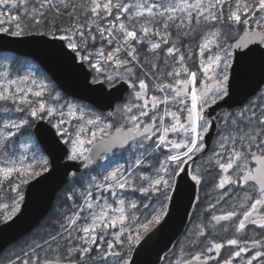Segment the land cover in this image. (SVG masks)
Returning <instances> with one entry per match:
<instances>
[{
    "label": "snow or ice",
    "instance_id": "6c2138e0",
    "mask_svg": "<svg viewBox=\"0 0 264 264\" xmlns=\"http://www.w3.org/2000/svg\"><path fill=\"white\" fill-rule=\"evenodd\" d=\"M0 35L48 38L87 66L111 109L93 111L31 71L0 65L5 221L51 168L34 130L46 124L67 160L106 161L65 197L62 221L7 264H130L182 177L220 191L169 264H264V90L236 111L213 108L231 96L236 52L264 45V0H0ZM117 149L130 153L125 163Z\"/></svg>",
    "mask_w": 264,
    "mask_h": 264
},
{
    "label": "water",
    "instance_id": "95a60500",
    "mask_svg": "<svg viewBox=\"0 0 264 264\" xmlns=\"http://www.w3.org/2000/svg\"><path fill=\"white\" fill-rule=\"evenodd\" d=\"M44 40L39 36L13 38L0 35V51H11L30 57L42 67L64 94L85 101L97 109L109 110L108 100L96 90L97 86L90 83L91 75L88 74L90 70L87 66L81 67L79 61H73L71 55L65 54L66 50L45 43ZM263 83L264 45L253 46L251 51H246L245 54L236 52L234 67L230 70L231 96L219 107L213 106L215 113L231 112L254 94ZM46 128L45 124V127L34 132L41 149L49 157L51 168L25 188V200L17 216L12 220L0 222V252L32 230L48 213L56 193L64 186L71 172L77 173L86 168L82 161L67 160L61 148L53 145ZM214 134L215 131L212 136ZM196 192L197 185H194L189 177H182L180 190L170 205L169 214L135 246L130 264L161 263L164 255L186 227Z\"/></svg>",
    "mask_w": 264,
    "mask_h": 264
},
{
    "label": "trees",
    "instance_id": "16d2710c",
    "mask_svg": "<svg viewBox=\"0 0 264 264\" xmlns=\"http://www.w3.org/2000/svg\"><path fill=\"white\" fill-rule=\"evenodd\" d=\"M16 59H21V61H28L26 58L15 57ZM18 69V68H17ZM49 78V77H48ZM50 79V78H49ZM57 89V87H56ZM89 170H84L76 174H72L67 183L63 186V188L58 191L54 197L52 207L50 211L46 214V216L41 220L37 227H35L31 232L17 240L13 245H21L24 246L25 243L21 244L23 241L36 239L40 236H44L47 232L52 231L57 225V221H62V216L66 215L68 210L71 208L72 201L66 200V196L71 193L72 189L75 188L77 190H82L84 186L90 180ZM79 203V200L76 201ZM2 220V218L0 219ZM1 258V257H0ZM167 255L164 259H167ZM4 259H7V256H4ZM96 264H102V261L98 259ZM114 264V261L112 262ZM165 264V263H162Z\"/></svg>",
    "mask_w": 264,
    "mask_h": 264
},
{
    "label": "flooded vegetation",
    "instance_id": "af4514ba",
    "mask_svg": "<svg viewBox=\"0 0 264 264\" xmlns=\"http://www.w3.org/2000/svg\"><path fill=\"white\" fill-rule=\"evenodd\" d=\"M261 90H264V84H262L260 86V88L258 89V91L256 93L260 92ZM255 94L252 95L251 97H249L243 104H247L249 99H254V100H257V102H259L260 98L257 97ZM240 106L236 107L233 111H236ZM95 111L96 112H100V111H97V110H95ZM104 112L106 113L108 111H104ZM223 123H224V121H220V124L221 125H223ZM207 143H208V147L210 149L212 147H214L212 137H210V139L207 140ZM125 151L126 150H123V153H125ZM165 151H167V150L165 149ZM121 152H122V150H119V149L114 150V154L121 153ZM110 155H112V154H110ZM101 160H103V159H100L99 160V163L102 162ZM197 163H200V161L198 160ZM216 171H218V169ZM211 188H212V182L211 181H209L207 183H204L202 185H197L196 196H199L200 197V201L198 203L196 201V199L194 200V203H193L192 208H191L190 213H189V218H188V222H187L186 228L183 231V233L175 240L172 248L169 251L170 261L173 260V259H175V256L173 255V253H175L178 250V246L180 244L187 245V243H188V241H187V235L189 233L190 227L193 226L194 223H196L197 218L198 217H203V219H207L208 218L209 213H206L204 211L207 208V203L210 202V201L214 202V200L218 197V194H219V191H220V190H217L215 192H210L209 189H211ZM220 207H221V205H218L217 206V211H219ZM227 254H228L227 253V250H225L223 252V255L226 256ZM10 259H11V257H10ZM7 262L8 261H6V263ZM234 264H238V261H235Z\"/></svg>",
    "mask_w": 264,
    "mask_h": 264
},
{
    "label": "rangeland",
    "instance_id": "374dc122",
    "mask_svg": "<svg viewBox=\"0 0 264 264\" xmlns=\"http://www.w3.org/2000/svg\"><path fill=\"white\" fill-rule=\"evenodd\" d=\"M11 59H12V55L11 54H2V55H0V65H7V66H10V67H12V68H16V66H14V65H12L11 64ZM16 70H18V71H20L21 72V74H23L25 71H31V72H33V73H35V75L37 76V77H40V78H43V79H46V80H48V81H50L49 79H47L46 78V76H42L40 73H39V71H38V69L35 67V65L34 64H27V63H21V65H20V68H18V69H16ZM51 82V81H50ZM52 83V82H51ZM60 92V91H59ZM63 95V94H62ZM64 96V95H63ZM64 98L66 99V100H69V101H72L73 103H78V104H81V105H88L87 103H85V102H81V101H79V100H76V99H73V98H71V97H69V96H64ZM89 106V105H88ZM91 108V107H90ZM92 109V108H91ZM93 110V109H92ZM93 111H95V110H93ZM116 155V157L118 156V154H115ZM123 155L125 156V160L128 158V156L130 155V153L128 152V151H125V153H123ZM160 158H162V157H160ZM125 160H120V161H117L118 163H125ZM106 163V161L104 160L103 161V163L102 164H105ZM102 164H100V165H102ZM100 165H97L94 169H93V173L90 175V178L92 177V176H98L99 174H101L104 170L101 168V167H99ZM2 218V220H4L3 219V216L2 215H0V219ZM192 228V226L190 227V229ZM33 240V239H32ZM29 242H31V240L29 239V240H26V241H23L21 244H23V243H25V245H26V243H29ZM25 245L24 246H21V245H19L20 247H25ZM19 246H17V247H19ZM17 247H15V246H12L11 247V252H14L16 249H17ZM167 257H168V255H167ZM11 259H14V256L11 258ZM169 261H170V259H169V257L167 258V259H164V261L162 262V263H165V264H168L169 263ZM0 264H7L6 262H3L1 259H0Z\"/></svg>",
    "mask_w": 264,
    "mask_h": 264
}]
</instances>
